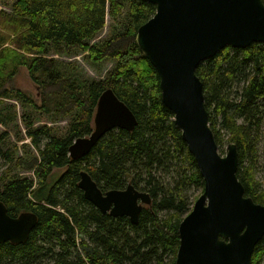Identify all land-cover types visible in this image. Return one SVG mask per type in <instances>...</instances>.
<instances>
[{"label": "trees", "instance_id": "obj_1", "mask_svg": "<svg viewBox=\"0 0 264 264\" xmlns=\"http://www.w3.org/2000/svg\"><path fill=\"white\" fill-rule=\"evenodd\" d=\"M123 1L129 3L126 28L103 43H89L105 27L107 14L120 15ZM155 12L156 4L145 0H15L11 11L0 8V105L20 98L53 121L72 117L65 136L53 135L46 124L28 133L37 155L29 160L20 156L16 164L32 171L33 178L5 182L0 174L5 182L0 183V200L8 213L32 211L38 216L24 243L0 242V264H175L179 224L198 198L188 192L203 190L204 178L174 114L163 103L158 72L136 42L138 28ZM75 50L87 52L90 62L113 59L115 66L107 78L91 81L82 91L76 75L57 72L54 56ZM22 67L38 86V99L16 84ZM196 73L219 148L237 144L238 178L246 195L264 204L254 163H245V155L255 151L254 132L264 108V42L226 46L203 60ZM107 88L131 108L138 123L132 131H108L88 154L72 158L69 146L92 132L99 96ZM15 117V111H1L0 123ZM10 155L0 146V159ZM59 168L64 171L52 180ZM81 170L103 191L131 182L150 193L151 205L142 209L137 223L127 215L102 212L78 186ZM263 252L264 236L252 264H258Z\"/></svg>", "mask_w": 264, "mask_h": 264}, {"label": "water", "instance_id": "obj_2", "mask_svg": "<svg viewBox=\"0 0 264 264\" xmlns=\"http://www.w3.org/2000/svg\"><path fill=\"white\" fill-rule=\"evenodd\" d=\"M156 4L142 24L136 42L156 68L163 103L174 114L182 138L204 178V190L179 224L180 243L175 264H252L256 245L264 236V204L246 195L237 175L239 151L230 142L219 150L209 123L198 65L226 46L246 48L264 42L263 0H145ZM138 119L112 88L99 96L93 130L69 146L72 158H82L110 130L132 131ZM78 186L102 212L139 220L149 192L131 182L124 189L103 191L86 171ZM38 216L23 211L11 216L0 200V242L24 243Z\"/></svg>", "mask_w": 264, "mask_h": 264}, {"label": "rangeland", "instance_id": "obj_3", "mask_svg": "<svg viewBox=\"0 0 264 264\" xmlns=\"http://www.w3.org/2000/svg\"><path fill=\"white\" fill-rule=\"evenodd\" d=\"M15 0H0V8L11 11V5ZM123 9L120 15L113 18L107 14L106 24L103 30L93 39L89 40L91 44H100L109 39L113 34L123 31L128 24L129 3L123 1ZM58 64L57 72L65 75H76V80L80 90L85 91L87 85L93 80H103L108 77L115 66L113 59H104L100 62H90L88 60L87 52L75 50L71 55H57ZM16 84L35 99L39 97L38 86L29 78L28 71L22 67L19 75L16 78ZM9 99L5 104L0 105V112H16V117L7 124L0 123V146L3 151L10 150V158L0 159V174L5 180L13 177H31L32 171L22 170L16 164V159L20 156H25L27 160L33 155H37V151L31 143V138L28 133L35 130L38 126L46 124L52 128V134L56 136H65L68 133L69 127L72 123V117L67 116L53 121L51 116L43 111H38L22 99ZM262 120L258 129L255 130L254 135L258 136L255 151L249 152L246 156L245 163H254L257 179L264 188V108L262 109ZM45 140L43 139V142ZM228 144H223L219 150L222 154L227 151ZM64 168H59L51 176L55 180ZM173 174V173H172ZM170 174V175H172ZM168 175V176H170ZM2 181L1 186L7 181ZM204 190V189H203ZM202 187H193L188 194L192 196H200L203 192ZM153 200V199H152ZM149 205H145L147 207ZM258 264H264V252Z\"/></svg>", "mask_w": 264, "mask_h": 264}, {"label": "bare ground", "instance_id": "obj_4", "mask_svg": "<svg viewBox=\"0 0 264 264\" xmlns=\"http://www.w3.org/2000/svg\"><path fill=\"white\" fill-rule=\"evenodd\" d=\"M124 189V188H123Z\"/></svg>", "mask_w": 264, "mask_h": 264}]
</instances>
